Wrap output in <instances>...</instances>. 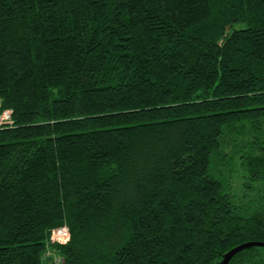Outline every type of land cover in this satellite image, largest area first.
I'll return each mask as SVG.
<instances>
[{
  "label": "trees",
  "instance_id": "obj_1",
  "mask_svg": "<svg viewBox=\"0 0 264 264\" xmlns=\"http://www.w3.org/2000/svg\"><path fill=\"white\" fill-rule=\"evenodd\" d=\"M0 101V264H219L264 242V0H0Z\"/></svg>",
  "mask_w": 264,
  "mask_h": 264
},
{
  "label": "rangeland",
  "instance_id": "obj_2",
  "mask_svg": "<svg viewBox=\"0 0 264 264\" xmlns=\"http://www.w3.org/2000/svg\"><path fill=\"white\" fill-rule=\"evenodd\" d=\"M248 137V136H246ZM241 137H238V139H240ZM233 139V138H232ZM230 139L231 141L229 142V146L226 147V151L227 152H233L234 150V146H235V142L234 140ZM241 141L242 140H238ZM243 145V142H242ZM242 152L241 151L239 153V155L235 156L231 161L233 163V165L229 168V166L227 167V165L223 164V162L220 164L219 161L221 160V156L218 159V169L220 166L224 165L222 168L227 169V178L229 177V188L230 191L235 195L237 200H242L243 196L245 194V189H244V176L246 175V168L243 164V160L240 158V156H242ZM226 163V162H225ZM231 169V170H230ZM262 252H263V256H264V247L261 248Z\"/></svg>",
  "mask_w": 264,
  "mask_h": 264
},
{
  "label": "built area",
  "instance_id": "obj_3",
  "mask_svg": "<svg viewBox=\"0 0 264 264\" xmlns=\"http://www.w3.org/2000/svg\"><path fill=\"white\" fill-rule=\"evenodd\" d=\"M1 109V101H0ZM13 122V111L11 109L2 110L0 112V126ZM71 238L70 230L67 226L56 228L51 233V241L54 243H67ZM51 258L50 264H63L64 259L60 255L54 254L52 251L46 253Z\"/></svg>",
  "mask_w": 264,
  "mask_h": 264
},
{
  "label": "water",
  "instance_id": "obj_4",
  "mask_svg": "<svg viewBox=\"0 0 264 264\" xmlns=\"http://www.w3.org/2000/svg\"><path fill=\"white\" fill-rule=\"evenodd\" d=\"M251 247H264V242L262 241H251L246 242L241 245H238L231 249L228 253L224 255L223 260L219 264H229L231 259L238 254L239 252L243 251L244 249L251 248Z\"/></svg>",
  "mask_w": 264,
  "mask_h": 264
}]
</instances>
